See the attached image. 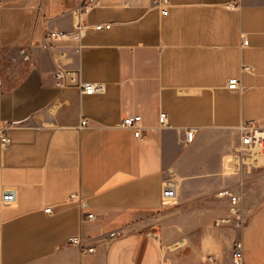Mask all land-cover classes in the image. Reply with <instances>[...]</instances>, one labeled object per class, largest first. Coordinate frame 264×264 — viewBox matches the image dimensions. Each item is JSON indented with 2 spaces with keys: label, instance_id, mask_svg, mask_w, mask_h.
<instances>
[{
  "label": "crops",
  "instance_id": "1",
  "mask_svg": "<svg viewBox=\"0 0 264 264\" xmlns=\"http://www.w3.org/2000/svg\"><path fill=\"white\" fill-rule=\"evenodd\" d=\"M60 68L105 91L59 88ZM132 116L141 139L120 127ZM249 122L264 127V0H170L167 14L153 0H0V196L17 192L0 203V264H232L237 240L244 264H264V164L252 177L234 159ZM171 179L179 196L163 207ZM226 188L242 196L243 225L212 231L217 215L192 206Z\"/></svg>",
  "mask_w": 264,
  "mask_h": 264
},
{
  "label": "built area",
  "instance_id": "2",
  "mask_svg": "<svg viewBox=\"0 0 264 264\" xmlns=\"http://www.w3.org/2000/svg\"><path fill=\"white\" fill-rule=\"evenodd\" d=\"M242 0H238L241 2ZM153 5L160 9L163 14H167L168 6L170 5V0H153ZM238 5L233 4L232 7H236ZM87 26H85L80 20L77 25V35H81L86 30ZM96 30L102 29H110V24H102L94 26ZM61 35L56 32H50L46 35V39L49 41H54L58 39ZM243 45H248L247 41H243ZM243 72L248 71V66H243ZM68 77L71 78V82L68 81ZM57 86L59 88H68V87H77L82 94L85 95H93L97 93H103L105 91V87L103 85L94 84L90 82H82L77 81L74 83V74L69 72L63 68H60L56 73ZM227 88L229 90H240L242 89L241 82L238 78L230 79L227 83ZM88 121L83 120L81 122V127L87 126ZM159 125L162 128H166L169 126L168 116L166 113H161L159 115ZM120 127L122 129L132 130L134 132V136L138 139L143 138L146 128L143 125V120L141 116H132L126 118L121 123ZM264 132V127L255 122H249L248 124H244L240 127L239 135H240V143L239 146L235 149L234 159L237 160V164L235 166L238 168L246 167L247 169H251L253 167H260L263 164L258 163L259 160L255 159V153L260 148L263 140H260L257 132ZM1 141L3 146H8L10 144V139L0 134ZM195 136V130H188L186 132L187 142H192ZM250 160V161H248ZM180 184L177 180L171 179L164 182L162 186V194H161V203L162 206L165 207L169 203L174 202L179 196ZM218 197L226 199L230 203V215L225 218L222 222L226 225L230 226L233 229H239L243 225V216L241 209L242 196L236 193L232 189H223L218 193ZM17 201V192L15 189H6L3 190L0 196V203L4 206L15 204ZM68 202H77L80 206L83 205V201L79 194H72L68 198ZM46 213H51L52 209L48 208L45 210ZM87 220L96 219L93 214H88L86 217ZM121 232H112L109 237L111 239H115L120 236ZM70 245L73 247H77L80 249V252L84 255H93L96 253L97 248L89 244V242L85 241L81 236L73 237L70 240ZM216 257L212 256L211 260L215 261ZM232 264H244V245L241 240H237L233 247L232 252Z\"/></svg>",
  "mask_w": 264,
  "mask_h": 264
},
{
  "label": "rangeland",
  "instance_id": "3",
  "mask_svg": "<svg viewBox=\"0 0 264 264\" xmlns=\"http://www.w3.org/2000/svg\"><path fill=\"white\" fill-rule=\"evenodd\" d=\"M259 150V148H258ZM260 164H263V163H260ZM251 173L249 174L250 176L252 177H255V168L253 166H251ZM194 206L192 207H199V208H202L203 211L206 213V214H211V215H217V216H214L213 219H215V225L213 226H210L208 227L209 229H211L212 231H218L223 229V228H227L228 225H226L225 223H223L222 221L226 218V213L229 212V208H230V204L226 201V200H223V199H219L217 196H213L211 200H206V201H199V202H196L195 204H193ZM191 207V206H190ZM195 207V208H196ZM193 208V209H195ZM191 208V210H193ZM207 209H210V212H207ZM175 223H179V219L178 217L174 218V224ZM212 231H207L203 234V236L205 237H209L211 236L212 234ZM220 233H217L216 235L220 236V238H223V243H222V247H221V251L224 252V255L230 251V247L227 246V242L225 240L226 238V234H221L223 235V237L221 235H219ZM157 235L159 236V240L161 243H170L171 244V247L173 250L175 249H179L180 248V242H181V238L179 239L178 236H176L174 239H171L170 241L168 240L169 238H164L162 234L158 233L157 232Z\"/></svg>",
  "mask_w": 264,
  "mask_h": 264
},
{
  "label": "bare ground",
  "instance_id": "4",
  "mask_svg": "<svg viewBox=\"0 0 264 264\" xmlns=\"http://www.w3.org/2000/svg\"><path fill=\"white\" fill-rule=\"evenodd\" d=\"M257 134H258L260 140H263L262 144L260 145L259 150L255 153V159L256 160L258 159L259 160L258 163H260V159H263V161H264V132L259 131V132H257ZM248 161H250V160H248ZM235 163L237 164L236 159H235Z\"/></svg>",
  "mask_w": 264,
  "mask_h": 264
}]
</instances>
